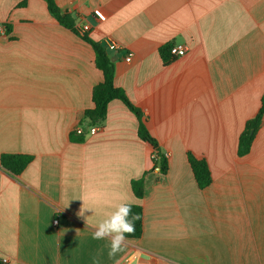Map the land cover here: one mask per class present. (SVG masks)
<instances>
[{
	"label": "crops",
	"instance_id": "crops-1",
	"mask_svg": "<svg viewBox=\"0 0 264 264\" xmlns=\"http://www.w3.org/2000/svg\"><path fill=\"white\" fill-rule=\"evenodd\" d=\"M54 1L62 16L91 26L90 39L119 45L108 52L115 86L143 112L170 171L154 166V148L121 100L97 134L72 138L104 82L93 47L44 0H0V159L32 158L16 176L0 161V260L264 264V117L251 152L239 157L264 96V0ZM168 43L187 54L164 64ZM190 152L209 163L206 189ZM143 176L138 198L131 183ZM121 203L143 208L144 231L110 258V241L93 239L92 225Z\"/></svg>",
	"mask_w": 264,
	"mask_h": 264
},
{
	"label": "trees",
	"instance_id": "trees-1",
	"mask_svg": "<svg viewBox=\"0 0 264 264\" xmlns=\"http://www.w3.org/2000/svg\"><path fill=\"white\" fill-rule=\"evenodd\" d=\"M51 12V15L57 20V22L80 34L81 38L89 43L96 53V67L100 69L104 75V82L97 84L92 92L93 102L95 106L84 113V119L89 126L102 125L107 117L108 107L114 100H121L139 120L138 136L141 140L150 144L155 151V155L158 160L153 159L154 166L160 168V172L163 176H166L170 171V165L165 153L161 150L159 142L155 137L151 135L150 130L147 127L146 120L143 112L135 106L127 97L123 89L116 87V68L108 51L103 42H96L89 38L88 34H82L76 28L75 23L68 17H64L54 0H44ZM23 3V5H25ZM173 45L165 44L160 48V54L164 61V64L172 63L176 58L171 54ZM264 117V96L262 98V108L257 115L251 119L239 138V157L247 156L252 149L255 136L258 133L260 126L262 125ZM85 135L77 136L75 132L72 134V138L77 142H82L85 139ZM188 160L194 174V179L200 189L208 188L213 182V175L210 169L209 163L206 159L196 156L193 153H189ZM1 165L7 169L13 175L21 174L26 167L32 162L31 156L28 155H9L3 154L1 156ZM133 192L138 198L145 197V177L138 180H133L131 183ZM132 212L138 214L140 219L135 221V233L128 237V240L140 239L143 235V222L144 211L139 205H131ZM0 264H8L4 260H0Z\"/></svg>",
	"mask_w": 264,
	"mask_h": 264
},
{
	"label": "clouds",
	"instance_id": "clouds-1",
	"mask_svg": "<svg viewBox=\"0 0 264 264\" xmlns=\"http://www.w3.org/2000/svg\"><path fill=\"white\" fill-rule=\"evenodd\" d=\"M84 210L86 209H81V215H83ZM139 219L140 216L132 212L130 204L121 203L100 223L92 225L94 229L93 239L109 240L108 256L110 258L115 257L127 248L128 237L134 235L135 221Z\"/></svg>",
	"mask_w": 264,
	"mask_h": 264
},
{
	"label": "built area",
	"instance_id": "built-area-1",
	"mask_svg": "<svg viewBox=\"0 0 264 264\" xmlns=\"http://www.w3.org/2000/svg\"><path fill=\"white\" fill-rule=\"evenodd\" d=\"M94 16L100 21V22H104L106 20V17L104 15V13L101 10H95L94 12ZM76 28L80 31V33L82 34H87L90 30H91V26L85 22V21H78V23L75 24ZM4 31V27L2 25H0V32ZM107 49L108 52H116L120 49L119 45H117L115 42L113 41H105L103 43ZM188 52V47L185 45H173L172 49H171V54L177 59V58H181L183 56H185ZM133 57L134 54L132 52H130L127 57H126V62L130 63L133 61ZM100 130V126L99 125H95V126H89L87 124H82L81 126H79L78 128L74 129V132L77 134V136L80 135H90V136H94L95 134H97V132ZM154 159L158 160V157L156 155H154ZM59 212V210H58ZM55 225L58 224V221L54 222ZM126 264H130V262H126Z\"/></svg>",
	"mask_w": 264,
	"mask_h": 264
}]
</instances>
